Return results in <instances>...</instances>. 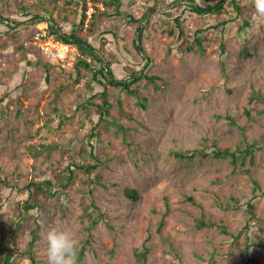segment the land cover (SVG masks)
<instances>
[{"label": "rangeland", "instance_id": "374dc122", "mask_svg": "<svg viewBox=\"0 0 264 264\" xmlns=\"http://www.w3.org/2000/svg\"><path fill=\"white\" fill-rule=\"evenodd\" d=\"M104 1L0 0V176L26 187L16 193L0 186V248L13 236L11 222L17 264H47L44 237L52 226L77 240L76 264H136L142 251L145 264H264V16L254 0H239L225 52L213 28L189 51V39L178 43L179 29L168 31L162 11L178 13L192 0H139L152 7L140 23L107 15L116 4ZM135 10L144 13L142 5ZM234 16H190L185 32ZM51 18L100 49L118 77L152 57L146 73L154 79L131 85L142 102L102 75L106 85L96 83L83 65L65 71L49 62L57 61L33 37ZM243 20L249 24L242 30ZM104 99L111 112L101 114ZM226 148L236 160L212 154ZM80 159L98 164L93 173L72 165ZM46 178L54 196L46 183L30 196L25 184ZM28 197L41 207L26 209ZM34 235L35 261L21 254Z\"/></svg>", "mask_w": 264, "mask_h": 264}, {"label": "trees", "instance_id": "16d2710c", "mask_svg": "<svg viewBox=\"0 0 264 264\" xmlns=\"http://www.w3.org/2000/svg\"><path fill=\"white\" fill-rule=\"evenodd\" d=\"M123 0H108V1H104L107 5L108 4H116L115 8L112 12H108L107 15L110 16H119V15H128L129 21H135L140 23L142 21V19L145 17V15H147L149 13V7L147 4V2L145 3V1H139V0H129L127 2V9L123 8L122 4ZM174 0H164V2L170 3L173 2ZM239 0H192L191 2H187V5L185 4V7L183 9L180 10V12H174L171 9H166L163 10V16L164 19L169 22V26H168V31L173 34L175 31H179L178 34V43L181 44V42L184 40L185 35L186 38H188L189 40H187L188 44H187V50L189 51H193V49L195 48V45H202V42L204 40V32H208L210 28L216 29L218 32H220L223 35V44H222V52H225V38L227 37V33L229 31V22H233L236 21L237 19H240V15H241V5L238 2ZM85 2V1H84ZM142 2V3H141ZM159 2V0H156V3ZM138 5H142L144 7V13L143 14H136V10H135V6ZM88 6L86 4V2L84 3V5L82 6V14H81V19H80V24H84L85 19H86V10H87ZM98 8V7H97ZM210 11L213 12H217V13H223V12H230L232 14L235 13V16L232 19H223L220 20L219 22L215 23V24H210L207 25V27H202V26H198L195 27L192 31L189 32V37H187V34L185 32V24L184 21L187 17L192 16L193 18H202L205 17L207 13H209ZM97 15L98 13H93L92 14V18L91 19V24L94 23L95 24V20L97 19ZM41 16L40 14L34 15V17H38ZM53 23L50 24L51 30L52 32L57 34V37L61 40L64 41H68V42H72L76 45H78L82 51V53L84 55L90 54L93 57H95V59H97V63L94 64L92 59L88 60L85 57H80L77 62L75 63L74 68H78L79 66L83 65L85 68L92 70L93 73V81H96V83H99L101 85H106V83H104V81H102V79L100 78V75H102L106 81H108L109 83H111L114 86H120L122 87L124 90L130 92V93H134L136 94L139 98L140 101L142 100V98L144 97L143 93L138 89V88H132V82L135 79H140L144 76H146L147 78H149L150 80L154 79L153 75H148L146 73V68L148 66V62L152 61V57L144 55L142 56L141 61L139 62H133L132 64L139 65V67H135L133 66L134 70L128 72L126 75L122 76V77H118L115 69H113V65L110 61H108L105 57V54L100 50L97 49V47H95L94 45H92L91 42H88L84 39H82L80 36H78L75 33V29H72L71 33H67L66 31L63 30V27H61L60 24H58L55 19L51 18ZM5 17L4 15L0 12V24L4 23ZM8 20V19H7ZM8 24V23H7ZM246 24H249V22L247 20H243L240 27L242 26V30L243 28H245L244 26L247 27ZM173 25L175 26V28L173 27ZM12 26V28H17V25H9ZM139 29V38L138 40L140 42H142L143 40V34H144V29L141 27L138 28ZM104 33H112L114 35H116V32L112 29L110 30H103ZM23 47V44L21 45ZM136 47L138 49V51L140 52H145V47L141 45H138L136 43ZM244 48H246V45L243 46ZM39 51L41 52V50L39 49ZM124 53L125 54H129V50L128 49H124ZM150 59V61H149ZM47 60L49 62H51L53 65H58L61 69L67 71V68L65 66L62 65L61 62L57 61L56 64L54 63V61H50V59L47 58ZM105 60L106 63H105ZM140 72V74H139ZM96 94H102L101 92H99V89L97 91ZM142 102V101H141ZM98 107L101 109V114L102 111L105 110L106 112H111V105L110 102H108L106 99H104V101L102 103L98 104ZM251 147H254L253 145H250ZM249 146V147H250ZM249 149H246L245 152H248ZM179 156H184L183 153H177ZM206 155H208L207 153H205ZM215 156H222V157H227V156H231L233 160H236L237 156V152L236 151H232L229 148L226 149H218L216 151H213V153ZM72 165L80 167L82 169H84L88 174L93 173L92 167H96L98 164H92V163H84V161L82 159H80L79 162L77 161H72ZM42 183H46L48 185L47 189L48 190V194L50 196H54L55 191H53L52 186H53V182L51 179L46 178L44 180H40L37 181L36 179L29 181V183H26L25 185L28 188L29 191V195H33L34 189L33 187H36L38 190H45L42 187ZM3 184V187L9 186L10 188V192L11 190L16 193H21L22 189H26L25 186H20L17 183H13L10 184L6 181V179L2 176H0V186ZM132 197H137L138 195L136 194V192L133 190L132 192L130 191V193ZM260 195L254 194V197H259ZM251 199H249L248 201V205L252 208L253 207V202L251 201ZM25 208L26 209H30V208H39L41 207V202L37 199H34L33 201H31V199H29V197L27 198V200L25 201ZM95 222H97L95 220ZM38 223L36 225V227H34L33 231L37 232V230L39 229ZM7 230L12 232L13 236L7 238L8 240L5 241L4 246H2L0 248V264H17L14 260H13V256L14 254L17 252L16 249L18 248V235H17V230L16 228H13L11 226V222L8 223L7 225ZM37 241V236H33L30 240H28L27 243V247H25V249H23L21 251V254H25L28 255L33 261H35V247L34 244ZM258 245H262L264 246V242ZM83 251H81L80 256H82ZM139 255V259L136 262V264H145L144 260H145V252L142 251L141 253L138 254ZM256 264H259L257 262H255Z\"/></svg>", "mask_w": 264, "mask_h": 264}, {"label": "clouds", "instance_id": "9594fccd", "mask_svg": "<svg viewBox=\"0 0 264 264\" xmlns=\"http://www.w3.org/2000/svg\"><path fill=\"white\" fill-rule=\"evenodd\" d=\"M258 15L264 16V0H254ZM47 264H76L78 242L73 234L63 228L49 227L45 233Z\"/></svg>", "mask_w": 264, "mask_h": 264}, {"label": "built area", "instance_id": "2783aa9c", "mask_svg": "<svg viewBox=\"0 0 264 264\" xmlns=\"http://www.w3.org/2000/svg\"><path fill=\"white\" fill-rule=\"evenodd\" d=\"M50 24L51 22L47 21L33 37V43L46 56L61 62L66 68L74 67L80 57L91 60L90 57L82 53L78 45L59 39L57 34L52 32Z\"/></svg>", "mask_w": 264, "mask_h": 264}, {"label": "water", "instance_id": "95a60500", "mask_svg": "<svg viewBox=\"0 0 264 264\" xmlns=\"http://www.w3.org/2000/svg\"><path fill=\"white\" fill-rule=\"evenodd\" d=\"M140 45V44H139Z\"/></svg>", "mask_w": 264, "mask_h": 264}]
</instances>
